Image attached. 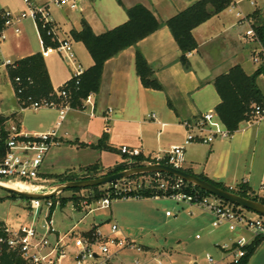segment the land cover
<instances>
[{"label": "crops", "instance_id": "crops-1", "mask_svg": "<svg viewBox=\"0 0 264 264\" xmlns=\"http://www.w3.org/2000/svg\"><path fill=\"white\" fill-rule=\"evenodd\" d=\"M20 1L0 0V12L4 10L18 12L25 9ZM114 1V10L107 14L102 8H94L95 0H85L83 10L78 12L77 17L72 14L67 16L71 27L66 33L71 29L79 30L81 19L88 23L95 34L103 33L124 23L127 20L125 8L137 3L149 9L159 22H164L196 0H121V4L117 0ZM232 3L234 8L231 11L226 8L192 30L198 46L187 55L190 63L188 70L184 69L179 61L180 51L166 25H162L140 40L136 46L127 47L109 58L103 66L99 89L91 94L90 103H84L82 109L71 107L66 109V117L60 128L61 134L66 132V136L62 137L58 147L63 145L66 149L100 150L92 145L105 138L106 144L119 156L113 158L107 167L102 165L101 174L104 175L105 170L112 168L125 157L120 152L121 146L139 148L141 155L148 159L168 150L171 146L183 144L187 134L184 122L195 119L208 110H215L220 102V97L213 86L215 77L228 72L235 65H240L246 74H252L257 69L248 57L246 46H249L243 40L247 25L236 16V12L239 10L244 16L252 18L255 12L261 16L263 10L255 7L244 11L239 8L240 0H233ZM24 21H27L26 28L23 27L21 32L24 33L26 29L32 33L34 31L40 50L21 53L11 60L12 62L34 53H41L43 50L33 22L29 19ZM59 31L61 32L60 29ZM9 34L6 47L11 48L15 42L18 47L16 40L21 35L15 36L11 30ZM61 34L64 36L63 32ZM76 49L79 59L85 64V69L90 67L93 61L89 53L87 52L89 55L87 56L79 47ZM136 49L141 51L152 67L156 79L162 86L160 90L142 86L135 71ZM48 55L43 56L44 61ZM4 61L3 50L0 47V69L7 78L14 99L13 111L10 114L0 113L8 118L6 129L10 134H33L54 129L58 121L56 108L33 110L36 113L35 118L30 121L25 118L29 107L22 106L15 96L7 66L3 65ZM45 65L54 90H58L70 79L71 73L67 65L65 68L48 61H45ZM151 114L155 115V119L150 117ZM85 117H88L89 122L93 119L98 120V123H101L100 129H94L93 134L86 137L83 136L84 133L75 131L69 138L68 132L63 129L64 121L76 127ZM249 125L242 122L239 129L226 139H217L210 144L193 142L186 145L183 170L197 176L203 175L228 187L242 183L256 194L254 171L260 169L261 175H264L262 144L264 129L260 131V139L258 137L260 144L257 146ZM51 149L42 162L40 168L42 176L53 173L46 163ZM104 151L109 150H101ZM242 158L245 159L244 163L241 161ZM262 184L264 183L260 181L259 186ZM87 231H81L77 235Z\"/></svg>", "mask_w": 264, "mask_h": 264}, {"label": "built area", "instance_id": "built-area-1", "mask_svg": "<svg viewBox=\"0 0 264 264\" xmlns=\"http://www.w3.org/2000/svg\"><path fill=\"white\" fill-rule=\"evenodd\" d=\"M254 5V0H249ZM25 9L13 12L4 10L2 13L3 25L0 28V43L8 37V30H11L15 36L21 33V23L24 20H31L38 33L43 50L42 56L50 53H57L70 69L71 77L78 82L79 77L83 74L85 68L77 61L73 51L72 41L66 36H62L55 20L51 17V7L59 9H67L70 11L81 12L84 7L85 0H22ZM233 3L227 9L232 10ZM236 16L244 20L247 29L244 31L243 40L251 46H255V53L251 57L253 64L264 70V45L252 27L253 20L244 16L239 10ZM40 28L46 29V35L51 40L57 41L55 46L44 45L43 38L39 32ZM11 60H5L3 65H11ZM15 82H19V78H15ZM17 92H21L18 89ZM61 96H66L63 89L55 90ZM91 94L86 97L83 104L90 103ZM24 107L33 110L43 108H56L58 110V121L54 129L33 133V134H10L5 142V153L0 160V184H14L23 186V191L32 193H48L50 190L44 191V187L40 185L43 181L41 175L42 162L49 150L60 144L63 135L60 128L66 117V109L68 105L58 107L53 101L32 100L30 96L22 100ZM251 116L254 122L264 118V105L255 104L252 107ZM151 118L155 119V115L151 114ZM107 121V118H105ZM187 130L183 144L171 146L164 152H159L150 156L144 165L161 163L169 165L176 169H183L185 146L200 142L210 144L217 139H226L231 133L224 126L215 110H208L199 117L184 122ZM121 154L128 158L141 155L139 148H130L121 146ZM137 180L123 179L105 185V187L113 188V198L110 192L97 202V208H107L112 200L116 199H141L143 198L139 191L142 189L155 188L157 192L150 198L169 197L175 202L185 203L195 206L212 215V226H225L235 236L229 237L228 241L221 242L216 245L218 254L213 257L206 255L207 264H239L240 260L246 255L247 246L251 244L253 239L264 234V220L262 216L255 215L254 218L247 217L245 209L223 201L213 195L200 194L197 190H187V182L173 176V179L165 180L160 176L161 173H149ZM235 187L229 186V191ZM264 189V184L261 185ZM159 191V192H158ZM232 192V191H231ZM43 199L33 198L29 201V208L38 210L42 207ZM47 213L44 215V223L38 226L34 221L25 223L19 228L12 229L5 223L0 226L4 235L0 236V251L2 245L7 249L16 251L23 260L28 264H102L99 259H108L110 255L120 250L127 249L135 252H142L140 245L124 237H117L115 233L118 226L115 223L110 225L108 234H102L98 228H91L87 236L77 235L74 229L65 233H60L53 227L51 217V208L60 202H52L50 199H44ZM91 203L86 200L79 203V208L89 206ZM73 209L78 207L74 204ZM92 210V209H91ZM168 214V212L166 213ZM198 238V236H196ZM135 264H139L138 260H134ZM157 264H177L173 258L167 256L166 259H158ZM189 264H197L189 262Z\"/></svg>", "mask_w": 264, "mask_h": 264}, {"label": "rangeland", "instance_id": "rangeland-1", "mask_svg": "<svg viewBox=\"0 0 264 264\" xmlns=\"http://www.w3.org/2000/svg\"><path fill=\"white\" fill-rule=\"evenodd\" d=\"M254 1L255 4L251 5L249 0H240L239 8L244 11L255 7L262 9L263 14L258 16V22L264 25V0ZM20 2L23 5L22 1ZM114 5V0H95L93 4L95 9L102 8L107 14L112 13ZM23 8H25L24 5ZM50 13L64 36H68L70 30L67 33L66 31L71 25L67 20V16L72 14L77 17L78 12L51 7ZM26 22L23 21L21 23V31L23 27L26 28ZM9 32L10 30H8L7 39L0 43L4 60H13L26 51L40 50L36 34L34 31L33 33L29 32V29H26L24 33H20L21 37L16 40L19 44L18 47H16V42L11 48L6 47L10 36ZM71 41L77 61L85 68V64L79 59L76 49L79 47L89 56L85 47L81 43L78 44L77 41ZM255 46L254 44L249 47L246 46L250 60L255 53ZM45 61L67 68L66 63L57 53H51L45 58ZM255 66L258 68L257 65ZM257 85L264 95V73L257 77ZM10 88L3 70L0 69V113L10 114L13 111L14 99ZM35 114L33 109L27 108L25 118L28 121L33 120ZM246 123L250 124L248 127L252 129L256 140L255 145L258 146L260 144L258 140V137L260 139L261 136L260 131L264 129V118L254 122L251 116ZM99 124L101 125L98 120L93 119L92 122H89L88 117H85L76 127L69 125L65 120L63 129L68 132L69 138L72 137V132L75 131L84 133L83 136L86 137L87 135H92L94 129H100ZM262 144L264 149V141ZM117 155L118 153L113 151L66 149L63 145L61 147H53L46 159L49 170L53 173L44 175V180L40 182V185L44 187V191L50 190V188L56 186L59 176L64 173L81 175L86 166L96 162L102 170V165H109ZM244 158L241 159L243 163ZM128 159L123 157L121 162L128 163ZM50 164L53 166H50ZM260 171V169L259 171L258 169L254 171L253 178L256 183L254 191L259 197H264V189L259 186L260 181L264 183V175L262 176ZM74 193L77 196L90 195L87 190L82 189L77 192L65 190L55 197L57 202H59L62 198L66 199V197H70ZM143 200L145 202H141ZM29 201L30 199L18 195L12 196L9 191L0 188V221H3L12 229L19 228L31 221H34L38 226L43 224L44 215L47 213L44 199L41 200L42 207L38 210L30 209ZM98 201L100 199L92 201L89 206L73 209L71 207L74 204L73 201L67 200L64 205L57 204L53 208L51 217L54 229L60 233H65L75 226L73 229L78 234L81 231L89 230L92 226H96L102 234H108L110 225L115 223L118 226L115 236L128 238L143 249L142 252L127 249L120 250L110 255L108 259H99L98 261L102 264H135L134 260H138L139 264H157L156 261L158 259H166L167 256L173 258L177 264H189V262L207 264L206 255L209 254L216 257L218 254L216 245L228 241L231 236H235L225 226L213 227V217L208 212L195 206L175 202L169 197L159 199H116L112 200L107 208H97ZM245 214L250 218H254L256 215L246 209ZM262 219L264 220L263 216ZM248 264H264V241L251 255Z\"/></svg>", "mask_w": 264, "mask_h": 264}, {"label": "trees", "instance_id": "trees-1", "mask_svg": "<svg viewBox=\"0 0 264 264\" xmlns=\"http://www.w3.org/2000/svg\"><path fill=\"white\" fill-rule=\"evenodd\" d=\"M117 1L121 4L120 0ZM232 1L233 0H196L184 10L178 12L164 22H159L154 14L142 4H135L129 8H125L127 20L124 23L100 34H95L88 23L84 19H81V28L79 30L71 29L69 35L66 36L70 40L81 42L93 61V64L84 70L78 82L76 83L74 78H70L59 88L65 90L66 96L57 94L52 88L44 58L42 54L38 52L21 58L7 66L8 76L15 96L21 105L22 100L30 96L32 100L35 101L44 99L53 101L58 107L68 105L71 108L82 109L83 101L86 97L97 92L99 89L104 63L125 48L136 46L140 40L155 32L162 25H166L170 30L180 51L179 61L184 69L188 70L190 69V63L187 55L198 46L192 35V30L212 16L222 12ZM2 13L3 11L0 12V28L3 25ZM252 18V27L260 43L264 45V25L258 22V14L256 12L252 15ZM39 32L45 46H55L57 44V41L51 40L50 37L46 35L45 28H40ZM135 71L143 87L155 90H160L162 88L154 75L152 67L139 49L135 51ZM261 73H264L261 67L257 68L252 74H246L240 65H235L228 72L218 75L213 80V86L220 97V102L216 106L215 112L231 134L239 129L242 122H246L250 119L253 105H264V95L257 85V77ZM16 77L19 78V82H15ZM18 89H21V92L18 93ZM7 119V117L0 115V160L4 156L5 142L10 135V132L6 129ZM92 147L100 150L114 151L113 148L106 144L105 138L100 139L99 142L96 145H92ZM147 160L148 159L144 158L142 155L131 157L128 159V163H116L112 168L107 169L104 174H111L127 168L142 166ZM102 172L103 170H101L99 164L96 162L95 164L86 166L81 175L64 173L59 176L57 183L97 178L102 175ZM144 175L150 174L135 175L127 179L137 180ZM160 176L165 180L173 179V176L170 174L161 173ZM198 176L217 187L229 190L228 186L220 182L210 180L203 175ZM186 184L188 186L187 190H197L202 195L208 194L190 183ZM82 189L87 190L90 195L77 196L74 193L72 196L66 197V199L62 198L59 201L60 205H64L67 200H71L74 205L79 208V203L81 201L86 200V202L92 203V201H97L106 196L108 192H110L111 198H113L114 195L113 188H107L105 185L86 188H69L67 190L77 192ZM231 191L264 204V197H259L254 194L245 184L240 183ZM155 192L157 191L154 187L139 191L143 198H150ZM11 195L17 196L15 193H11ZM50 200L52 202L57 201L55 196L50 198ZM52 210L53 207L51 208V212ZM3 224L4 222L0 221V226ZM89 233L90 230L84 232L82 235L87 236ZM2 235H4V233L0 230V236ZM263 241L264 234L256 236L251 244L247 246L246 255L240 260L239 264H248L251 255ZM0 264L28 263L23 260L16 251L9 250L2 245L0 251Z\"/></svg>", "mask_w": 264, "mask_h": 264}, {"label": "water", "instance_id": "water-1", "mask_svg": "<svg viewBox=\"0 0 264 264\" xmlns=\"http://www.w3.org/2000/svg\"><path fill=\"white\" fill-rule=\"evenodd\" d=\"M155 172L170 174L172 176L178 177L183 181L204 190L210 195H213L223 201L229 202L233 205L252 211L257 215L264 217L263 203L240 196L229 190H225L220 187H217L216 185L200 178L195 174L189 173L183 169H176L169 165L161 164V163L147 164L133 168H127L115 173L104 174L97 178H92V179H79V180L67 181L63 183H57L56 186H54L53 189L48 193L26 192L19 189L9 188L2 184H0V188H3L9 191L10 193H15L16 195L27 199H33V198L50 199L69 188H86L92 186H104L135 175L149 174Z\"/></svg>", "mask_w": 264, "mask_h": 264}, {"label": "bare ground", "instance_id": "bare-ground-1", "mask_svg": "<svg viewBox=\"0 0 264 264\" xmlns=\"http://www.w3.org/2000/svg\"><path fill=\"white\" fill-rule=\"evenodd\" d=\"M6 187H9V188H13V189H19V190H23L24 187L21 186L19 187V185H14V184H5Z\"/></svg>", "mask_w": 264, "mask_h": 264}]
</instances>
